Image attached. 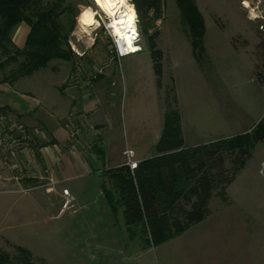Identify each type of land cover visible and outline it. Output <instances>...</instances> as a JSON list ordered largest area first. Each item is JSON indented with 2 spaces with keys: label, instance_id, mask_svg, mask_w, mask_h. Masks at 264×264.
I'll return each mask as SVG.
<instances>
[{
  "label": "rangeland",
  "instance_id": "rangeland-1",
  "mask_svg": "<svg viewBox=\"0 0 264 264\" xmlns=\"http://www.w3.org/2000/svg\"><path fill=\"white\" fill-rule=\"evenodd\" d=\"M194 1L206 25L207 55L201 61L184 32L176 0L162 1L159 20L150 12L141 21L133 0H127L137 13L142 51L120 59L112 17L95 0H64L72 9L68 19L76 21L69 35L75 56L71 65L58 64L72 68L70 80L104 78L118 94L102 107L110 116L104 162L111 166L128 160L123 154L128 149L139 150L135 160L156 155L164 112L178 105L196 126L198 144L249 134L245 146L254 147L246 150L245 165L227 189L228 202L214 196L203 222L165 244L145 247L139 238L130 239L123 210L117 217L112 213L99 176L52 185L48 178L39 181L47 175L39 149L48 143L19 120L2 117L0 251L14 258L15 247L24 248L35 264H264V141L252 142L253 132L264 124V0ZM86 12L94 15L93 25L82 23ZM141 23L148 36L157 33L161 80ZM15 67L1 70L0 80ZM227 157L231 167L235 155Z\"/></svg>",
  "mask_w": 264,
  "mask_h": 264
},
{
  "label": "trees",
  "instance_id": "trees-1",
  "mask_svg": "<svg viewBox=\"0 0 264 264\" xmlns=\"http://www.w3.org/2000/svg\"><path fill=\"white\" fill-rule=\"evenodd\" d=\"M163 0H133L139 20H159ZM184 32L191 41L198 61L207 55L205 19L194 0H176ZM70 6L64 0H0V71L16 65L0 82L11 83L31 77L52 61L71 62L75 56L69 35L76 25ZM68 19V20H67ZM30 27L25 47L18 48L13 34L21 24ZM155 72L163 76V53L157 50V33L148 36ZM160 89L163 82H159ZM8 115L0 108V118ZM177 110L165 117L163 135L155 147L156 156L138 163L132 171L128 165L105 173L102 190L115 217L123 210L130 239L139 238L145 247L160 246L203 222L209 214V203L216 196L228 202V187L245 165L248 147L246 136L218 141L208 145L185 148ZM254 144L264 141V124L253 132ZM235 155L231 167L227 155ZM109 181V182H108ZM109 183V184H108ZM109 185V186H108ZM16 256L0 251V264H35L32 254L15 247Z\"/></svg>",
  "mask_w": 264,
  "mask_h": 264
},
{
  "label": "crops",
  "instance_id": "crops-1",
  "mask_svg": "<svg viewBox=\"0 0 264 264\" xmlns=\"http://www.w3.org/2000/svg\"><path fill=\"white\" fill-rule=\"evenodd\" d=\"M29 33L30 27L25 23L21 24L13 34L14 44L23 49ZM58 63L61 61H52L47 68L42 69L44 74H39L40 70L13 84L0 82V108H7L6 117L19 120L35 138H42L48 143L39 149L47 173L45 177L39 176V181L48 178L52 185L55 182L95 175L102 180L103 194L105 173L127 165V160L114 166L104 162L110 116L102 107H109L118 94L113 93V86L104 82V78L95 82L70 80L72 68L61 67ZM62 63L72 64L65 61ZM56 74L62 76L56 77ZM175 109L180 115L185 148L211 144H198L196 126L187 122L179 105ZM169 110L164 112L161 135L158 134L155 146L163 135L165 117ZM144 120L145 117L141 116V122ZM77 130L79 132L74 136L73 133ZM188 140L193 144L189 146ZM138 144L135 143L134 146ZM2 148L0 146V161H4L6 156ZM128 150H132L135 157L139 155L138 149ZM152 157H139L136 161L139 163Z\"/></svg>",
  "mask_w": 264,
  "mask_h": 264
},
{
  "label": "bare ground",
  "instance_id": "bare-ground-1",
  "mask_svg": "<svg viewBox=\"0 0 264 264\" xmlns=\"http://www.w3.org/2000/svg\"><path fill=\"white\" fill-rule=\"evenodd\" d=\"M96 6L104 14L112 17L110 28L122 50L138 52V45L134 44L132 34L137 33V13L127 0H95ZM127 7L125 10L124 8ZM94 15L86 12L82 23L93 25Z\"/></svg>",
  "mask_w": 264,
  "mask_h": 264
},
{
  "label": "built area",
  "instance_id": "built-area-1",
  "mask_svg": "<svg viewBox=\"0 0 264 264\" xmlns=\"http://www.w3.org/2000/svg\"><path fill=\"white\" fill-rule=\"evenodd\" d=\"M250 13H251V9H249ZM253 12V11H252ZM262 30L264 31V27L262 28ZM132 37H133V42L134 44L138 45V48H139V51L136 52V53H139L140 51H142V48L140 46V42H141V35H140V32H139V29L137 28V33H134L132 34ZM116 44H117V48H116V54H117V57L120 59V58H123V57H126V56H129L131 54H136L135 52H130V51H124L120 48L118 42L116 41ZM78 130L77 131H74L73 135H77L78 134ZM125 155L127 156L128 160H127V165L130 167V169L132 171H134L136 168H137V165H138V162L134 159L135 158V153L132 151V150H126L125 152ZM67 206V204H66Z\"/></svg>",
  "mask_w": 264,
  "mask_h": 264
}]
</instances>
